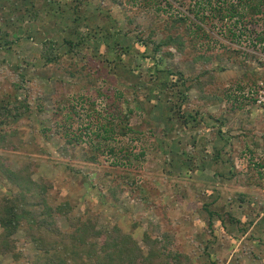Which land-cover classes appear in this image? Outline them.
I'll return each instance as SVG.
<instances>
[{"label":"rangeland","instance_id":"obj_1","mask_svg":"<svg viewBox=\"0 0 264 264\" xmlns=\"http://www.w3.org/2000/svg\"><path fill=\"white\" fill-rule=\"evenodd\" d=\"M13 1L0 0V38L7 34L19 42L12 54L0 50V99L17 94L31 108L0 127L18 135L0 149L10 168L31 165L36 182L52 184L51 202L74 206V220L91 217L103 231L119 227L145 251V236L160 235L190 264H264V110L243 94L264 80L259 49L229 43L226 50L222 42L227 41L219 37V58L207 69L213 78L208 81L192 55L173 48L172 55H157L138 45V36L166 17L143 11L131 0H81L84 15L78 25L92 41L48 65L42 61L44 40H54L66 52L64 39L76 38L67 32L74 29L72 19L60 11L76 0H28L27 7L16 0L20 12L12 9ZM34 2L42 7L35 21ZM173 10V16L179 14ZM116 41L133 49L122 65L134 63L144 75L148 70L182 72L183 110L194 117L170 128L163 115L167 95L159 88L149 97L146 89L137 92L130 77L109 75L101 63L119 55L120 50L112 51L120 46ZM16 65L27 76L24 83ZM16 82L23 87H15ZM12 192L0 175V198ZM56 221L70 230L66 217ZM16 238L17 251L25 249V232ZM0 264L27 263L8 255L0 257Z\"/></svg>","mask_w":264,"mask_h":264},{"label":"trees","instance_id":"obj_2","mask_svg":"<svg viewBox=\"0 0 264 264\" xmlns=\"http://www.w3.org/2000/svg\"><path fill=\"white\" fill-rule=\"evenodd\" d=\"M15 1L11 5L13 10L17 9V1ZM23 1L27 7L28 0ZM131 1L138 4L143 11L151 10L157 14L158 18L166 17L163 22L157 23L155 28L150 27L149 30H144L141 36H138V45L141 44L145 50L152 48L157 55L161 52L164 55H172L169 48L175 49L184 56L192 55L195 65L205 69L203 73H200L201 77L207 76L208 81L213 79L209 77L210 70L207 69H211L213 63H216V57L219 54L215 47L221 44L219 37L227 41L226 44L222 42V47L226 50L229 49V43H249L254 49L258 45L264 48V0ZM81 2L76 0L67 10L60 9L61 13L67 15V19H72L74 29H68L67 32L69 36L76 38L64 39L65 46L69 48L66 52H62L61 49L64 46L61 47L54 40L49 38L44 40L42 61L45 64L57 65L66 54L74 53L79 47L84 48L88 41H92L89 34L86 37L82 36L78 25L84 15ZM41 8L40 6L37 8L34 2L31 11L33 21L41 17ZM123 8L125 11L126 7ZM183 8L186 10L184 11ZM173 9H176L179 14L173 16ZM16 11L20 12L18 9ZM147 31H150V34L144 38V33ZM107 32L113 37L114 33L112 34L111 30ZM0 42V50L11 54L15 52L14 45L19 43L17 40L8 38L7 34L0 38ZM117 43L118 41L115 45L120 46L111 50L115 52L120 50L119 55H116L115 60L105 58L101 63L109 75L112 73L121 79L130 77L137 92L146 89L149 97L154 98V92L156 88H159L167 95L163 115L166 116L167 125L170 128L175 121L182 122V119L188 118V115L194 117L192 114L187 115L183 110V104L186 102L184 95L186 81L182 72L171 69L157 72L148 70L144 75L136 65L133 66L134 63L121 64L123 57L131 54L132 47L127 42ZM125 43L128 46H125ZM234 51L237 52V50ZM137 53L143 55L140 50ZM84 57L90 60L88 54ZM161 60L163 61L162 55ZM15 70L24 83L27 76L22 73L21 66L16 65ZM163 75H167V78H163ZM141 83H144L142 87H140ZM191 85L198 86L194 82H191ZM199 85L204 86L203 83ZM15 87L20 89L23 85L16 82ZM30 108L27 98L21 99L17 94H4L0 99V127L6 123L17 122L25 114L30 113ZM169 114L172 116L169 117ZM13 136L18 137L16 132L6 134L0 128V149L13 143ZM68 142L73 144L71 140ZM66 152L67 150L63 153L66 154ZM220 159L216 157L215 160ZM31 169V165L27 168L25 165L19 170H12L0 156V175L10 183L13 189L12 195L0 198V228L2 230L0 257L14 255L16 261L20 262L23 258L27 264H190L185 255L169 249L168 240L160 235H157V238L148 234L145 236L148 247L145 251L131 235L124 233L119 227L103 231L99 228L98 222L91 217H80L74 220L72 216L74 206L69 202L58 205L51 202L52 184L47 180L36 182ZM210 214L214 216V213L210 212ZM59 217L68 219L70 230L67 231L58 226L56 220ZM232 221L235 220L232 219ZM20 230L25 232L26 241L23 242L25 249L19 252L17 251L19 241L16 235ZM153 233L158 234V229L153 230Z\"/></svg>","mask_w":264,"mask_h":264},{"label":"built area","instance_id":"obj_3","mask_svg":"<svg viewBox=\"0 0 264 264\" xmlns=\"http://www.w3.org/2000/svg\"><path fill=\"white\" fill-rule=\"evenodd\" d=\"M259 52L264 55V48L260 45L257 46ZM244 96L255 104L256 107L264 110V80L259 81L256 85L246 87Z\"/></svg>","mask_w":264,"mask_h":264}]
</instances>
